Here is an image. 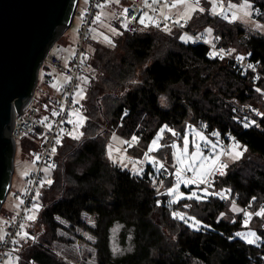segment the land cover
Wrapping results in <instances>:
<instances>
[{"label":"trees","instance_id":"trees-1","mask_svg":"<svg viewBox=\"0 0 264 264\" xmlns=\"http://www.w3.org/2000/svg\"><path fill=\"white\" fill-rule=\"evenodd\" d=\"M224 1H249L256 17L264 22V0ZM75 3L68 0L64 24L69 23ZM200 5L206 10H196L186 29L202 37L210 29L213 43L233 50L236 56L249 55L264 75V35L250 33L239 22L214 14L208 0H201ZM112 22L120 30L112 46L93 42L86 58L91 72L84 109L92 121L89 119L82 130L64 135L53 182L41 188L42 208L37 221L27 229L34 241L21 243L15 250L18 264H69L58 258L52 246L61 240L56 218L81 225L84 212L96 221L97 264H264L261 219L253 218L245 227L242 215L234 214L217 195L170 204L167 190L175 183L169 147L162 150L165 169L155 174L148 166L144 173L135 175L106 157L104 139L110 131L128 140L135 135L139 137L137 146L129 150L143 154L164 125L180 135L189 126H207L205 132L212 137L214 132L224 139L235 136L236 144L246 150L227 165L223 175L214 176L211 188L228 190L236 195L239 205L259 211L264 206V119L251 127V119L244 120L236 104L264 108V78L212 56L208 45L193 43L189 36V41H183L180 30L136 25L135 30L127 31ZM171 139V134L166 135L163 144L169 145ZM10 159L9 151L7 166ZM8 176L9 168L1 182L0 203L8 188ZM173 211L194 217L201 227L196 230L189 227L190 221L173 219ZM116 225L121 227V245H127L129 238L131 247L120 254H115L110 244V232ZM246 229L260 237L258 244H249L236 235Z\"/></svg>","mask_w":264,"mask_h":264},{"label":"rangeland","instance_id":"rangeland-1","mask_svg":"<svg viewBox=\"0 0 264 264\" xmlns=\"http://www.w3.org/2000/svg\"><path fill=\"white\" fill-rule=\"evenodd\" d=\"M165 0H156L155 3L159 4V14L164 17H170L174 21H184L185 26L184 30L186 32H183L184 34L182 36L188 37L189 34H193L190 31L186 29V24L189 19V14L192 16V14L196 11L199 10L200 8L205 9L202 5L197 7L195 4V0H186V3L182 4H177L176 7H166L165 5L172 4L174 3H162ZM210 2V0H208ZM142 2H145V0H142ZM214 2L218 5L216 8V12H219L220 5L223 6V11L224 14L222 15L224 18L230 20V21H237L239 22L245 30H247L250 33L256 34V35H264V22L260 19H258L255 15V11L253 9L252 4L249 1H241L238 3H234L232 1L225 2L224 0H214ZM89 0H78V5L76 9V13L73 17L72 22L70 25L66 28V30L63 32L61 37L57 40V42L54 44V46L50 49V54L57 56L63 64L67 63L69 59L73 56L75 49L77 47L78 41H79V30L81 27V21L85 14L88 11L89 8ZM211 7H212V3ZM231 5V7L229 6ZM127 6V3L124 2L123 0H120V3L117 4L115 3V0H107L106 5L103 8H100L98 12L95 13L92 24L90 26V34L91 38L90 40L85 44V56L88 57L89 54L92 52V47L91 44L93 42H101L105 45L112 46V40L115 36H117L120 32L119 28L115 27L113 25V20H115V12L117 11H123L125 7ZM195 8V11H192V9ZM206 10V9H205ZM213 12V10L211 9ZM147 13L148 16H151L148 12H143L140 17ZM214 13V12H213ZM247 13V14H246ZM99 15L100 20L96 21L95 17ZM235 15V18L233 16ZM139 17V18H140ZM139 20V19H138ZM116 21V20H115ZM117 22V21H116ZM118 23V22H117ZM138 23V21H137ZM119 24V23H118ZM137 25H141L138 23ZM121 26V25H120ZM143 26V25H141ZM116 29V32H113L112 29ZM179 30V29H177ZM210 29H206L205 33H203L205 39L207 42H212L214 39V36L212 34V31H208ZM187 36H186V35ZM195 35V34H194ZM107 36L109 40H111V43H108L104 37ZM197 36H201L200 34H197ZM187 39L183 41H187ZM189 41V40H188ZM89 72L90 69L87 68V71L84 74L83 78H89ZM83 78L80 79V82L78 85L84 89L85 94L87 90V84L83 83ZM67 80V77L58 69L52 68L50 66L44 65L40 72H39V77H38V82L35 88V94H34V99L36 105L40 109V117L41 119L45 120V117H48L49 115H53L52 113L55 111L56 112V107L53 102V99L56 96V89L58 85L65 83ZM55 85V86H54ZM77 91V88L75 92ZM78 99V97H77ZM85 102L86 98L83 100H80L79 104H74L79 110H85ZM240 105V104H236ZM243 105H251V104H243ZM256 106V105H252ZM260 110H264V108H261L259 106H256ZM86 119L83 120V123L81 124L79 119L76 116L72 117V120L74 121L73 124L76 128V131H80L83 129L84 126L87 125L89 118V115L85 114L82 115ZM193 130L199 131L201 134H203L208 141L211 143H216L217 147L215 149H212L211 143L204 145L202 147V152L205 156L212 157L213 159L218 156L219 159L224 153V148L221 146L219 140L215 138L214 136L212 137L210 134L205 132V126H203V129H199L197 127H192ZM207 130V129H206ZM111 133L107 136H105L104 139H106V146H105V153L106 157L112 161L114 164L117 166L121 167L122 169H126L130 171L132 174L135 175H141L142 173L145 172L146 169L150 167V169H153L155 174H158L159 172L156 171V165L149 162L145 158V152L143 151V154H141V151L138 152H133L130 151L128 146L124 143L125 139L119 136L115 131H110ZM189 132V128L180 136L178 137H173L171 135V140L169 142V146L175 141L178 146H182V136L185 133ZM157 133V132H156ZM155 133V135H156ZM170 133L165 132L164 133V138L166 135ZM64 133H59L56 138L59 136L61 139V144L60 145H52L56 146V152L55 154H52L50 151L49 153V166L50 165H55L58 164L57 160L58 157L60 156L61 148L63 145V137ZM154 135V137H155ZM153 137V138H154ZM55 138V140H56ZM152 138V139H153ZM193 138V135L189 133V139L191 140ZM151 139V140H152ZM197 143H201L199 141L198 137H195ZM151 140L148 142L147 146L150 144ZM132 142V139L130 140ZM135 146H137V142H133ZM163 144V140L160 142ZM238 145V147H234ZM232 146L229 150V152H232V155L226 154L224 157L225 165H228L237 159L234 158L236 152H244V148L236 144ZM16 151L14 154V161H13V173L11 177V186L10 190L6 196L5 202L3 204L2 210L0 211V237L4 239L6 236V231L4 230L3 226L5 224V214H16L20 212V207L21 203L20 201L23 200V196L27 191V179L30 176L31 172L37 168V159L35 157V154L39 153L42 151L41 146H40V141L34 136L31 135H26L24 141L20 140L17 141L16 144ZM51 147V149H52ZM164 147L160 148L159 151L149 153L150 156L156 157L161 163L163 162V159L166 158V155L162 153ZM170 148V147H169ZM190 151H194V149L190 145ZM171 156H170V162L171 166L173 167L171 170L172 173V178H173V183L174 181V174L173 171L178 167L177 161L173 158L172 152L173 149L170 148ZM111 155V158L109 156ZM219 159L216 161L215 164L212 163V160L206 161V163L214 170L215 166L217 165ZM115 161V162H114ZM49 166H44L42 169L43 172V177L42 179L47 176V179L52 180V174L55 170L56 167H49ZM149 166V167H148ZM45 169H48L47 174L45 173ZM151 172V171H150ZM27 173V175H25ZM139 173V174H137ZM185 177L191 178L193 176V173L185 172ZM191 174V175H190ZM211 175V174H210ZM210 175H207V179L209 178ZM212 182L214 176L216 174L212 175ZM45 183L44 185H46ZM173 186V185H172ZM182 187L187 188L188 191H184ZM205 186L203 184H200L197 186L196 184H189L185 186L184 183H181L179 186L178 191L180 193H184L185 195L189 194L192 191H196L197 193L200 192V189L204 188ZM42 187H40V184L38 185L36 192L41 190ZM209 192H214L215 190L208 189ZM35 192V193H36ZM218 192V191H216ZM41 193V192H40ZM208 197V196H207ZM174 199L173 196H171V201ZM185 199V198H184ZM235 201L236 207L240 208L241 211L239 212H234L232 211V203ZM233 201H226L224 203L229 204V209L234 213V214H240L242 215V221L244 223V216H243V211H245L244 207L239 205L236 200ZM33 203H39L40 208L39 211H33L30 214L35 216V220L29 221L25 218V214L23 216V222L22 224L24 225L23 232H28L27 229L30 228V225L34 224L37 221L38 215L40 213V210L42 208V199H41V194L39 196L38 201H34ZM31 204V206H32ZM30 206V208H31ZM243 207V208H242ZM189 208V207H188ZM252 211V210H251ZM253 212V211H252ZM253 218H259L261 221L264 222V217H257V216H252L248 225L250 226L251 220ZM56 220L59 222L61 227L57 231V236L61 239L59 241H54L53 243V248L58 256V258L65 260L69 264H97V250L95 248V243H96V237L93 234V229L96 227V221L91 217V215L87 212H84L82 214L81 220L82 224L81 225H72L68 221H66L63 218L57 217ZM192 223V221L189 222V224ZM120 225L114 226L110 232V244L113 252L115 254H120L125 252L126 250L130 249L129 245V238H126L127 245L123 246L121 245L120 241ZM249 231H253L251 229H246L243 230L242 234H246ZM255 232V231H254ZM257 235V234H256ZM258 236V235H257ZM240 237V236H239ZM241 238V237H240ZM252 238V237H249ZM255 240V238H252ZM245 240V239H243ZM246 241V240H245ZM260 240H255L254 243L252 244H258ZM18 256L13 252V254H10L9 257L6 259L5 264H18Z\"/></svg>","mask_w":264,"mask_h":264},{"label":"built area","instance_id":"built-area-1","mask_svg":"<svg viewBox=\"0 0 264 264\" xmlns=\"http://www.w3.org/2000/svg\"><path fill=\"white\" fill-rule=\"evenodd\" d=\"M123 1L127 3V6L125 8L129 9L128 16L136 17V20H133L131 23L128 24L127 31L135 30L140 15L143 12H148L151 15V17H153L156 21L159 22V27L153 25L151 22L146 21V23H148L147 28L152 27L159 30L165 29L164 26L166 24L168 29H179L183 32H186L184 30V26H185L184 21H180V23L178 24L175 23V21L171 18L165 20V17L159 14L158 11L159 4L153 3V0H145V2H142V0H123ZM173 1L174 0H165L163 2H160V4L171 3ZM89 2L90 3H89L88 11L81 21V27L79 30V41L73 56L69 59L67 63L63 64L57 56L51 55L49 51L44 56L38 69V77H39V72L44 65L58 69L67 77V82L58 85L56 89V96L54 99L56 112H60L61 107H63L64 112H60V115H56V116L49 115L45 120L41 119L40 109L36 105L34 99V94H35V89H34V93L32 94L28 102L25 104L24 109L22 110L21 118H13L11 136L15 143V151L17 147L16 146L17 141H20L26 135H31L39 139L42 151L35 154V157L39 156V159L37 160V168L31 172L30 176L27 179V191L23 196L24 203L20 207V212L13 215L5 214L4 217L5 224L3 228L6 231V236L4 237V239H0V264H5L6 259L9 257L10 254H13V252L15 253V250L19 244L21 243L29 244L32 241H34V237L30 234H28V237H25L23 239L21 238V236L17 235V233H20L22 231L20 226L22 225L23 222V216L25 214V210L30 208L33 202V197L35 196L36 189L43 177V172H42L43 167L49 166V161H48L49 153L51 151L52 145L55 142L56 136L59 133L67 134V133L76 132V128L73 123H66V122L61 123V121H67L69 119L68 112L77 109V107L71 101L73 99L77 85L80 82V79L84 77L87 68H89L88 63L86 62L85 59L86 52L84 46L91 38L90 26L92 24L93 17L100 8H103L106 5L107 0H89ZM122 13L123 11L115 12V17H116L115 20L120 25L122 23L127 22L125 20V17L122 15ZM181 24H183V27L180 26ZM121 28L125 30V28L123 27ZM189 37L191 38V42L193 43L201 42L208 45L212 50V52L217 53L216 56L218 58L229 60L234 68L244 73L251 72L257 76L264 78V75L259 71L258 63L252 61L249 55H243L242 56L243 60H238L237 59L238 56L232 54V52L231 55L227 54L230 51V49L228 48L219 47L217 44L213 42H207L206 39L202 36L189 34ZM56 42L57 41H55L54 44ZM54 44L52 45V47L54 46ZM250 64L252 65L251 68L248 67ZM238 108L241 111V113L245 116L244 120H246V118L251 119V124H250L251 127L258 125V123L262 119H264V110H260L256 106L239 105ZM79 111L81 115H85V110H79ZM236 117L238 120L243 119L237 115ZM48 125H51V129H49ZM61 129H63L64 131L61 132ZM206 129L207 126H205V131ZM214 133H218V135H213V136L215 138H219L221 146L224 148V153L219 159L217 165L215 166L213 174H211L208 178L211 184L213 177L212 175L214 174L221 175L220 172L224 173L225 168H221L220 165L221 164L225 165V161H224L225 154L230 150L232 146L236 144L235 136H229L228 139H224L221 138L219 132H214ZM125 141L131 142L128 139H125ZM134 145L135 144L133 143V146ZM175 171L176 169H174L173 171L174 181H175L174 183H176ZM185 175L186 174L184 173V176ZM204 186L206 187V185ZM209 189H211V187ZM214 192L215 193L226 192L227 194L226 199H221L220 196H218L223 203L226 201L236 200V195L233 196L232 193L228 190L218 191V192L214 191ZM244 209L248 212L255 213L246 207H244Z\"/></svg>","mask_w":264,"mask_h":264},{"label":"water","instance_id":"water-1","mask_svg":"<svg viewBox=\"0 0 264 264\" xmlns=\"http://www.w3.org/2000/svg\"><path fill=\"white\" fill-rule=\"evenodd\" d=\"M67 3L68 0H0V193L4 172L9 168L8 188L0 208L10 190L13 173L12 121L21 118L34 93L44 56L73 20L78 0L69 23L64 24L62 17ZM9 151L11 159L7 166Z\"/></svg>","mask_w":264,"mask_h":264},{"label":"snow or ice","instance_id":"snow-or-ice-1","mask_svg":"<svg viewBox=\"0 0 264 264\" xmlns=\"http://www.w3.org/2000/svg\"><path fill=\"white\" fill-rule=\"evenodd\" d=\"M156 0H153V3H155ZM115 3L119 4L120 0H115ZM182 3H186V0H174V3L168 5L166 4V7H176L177 4H182ZM200 3V0H195V4L198 7ZM210 3H212V10L214 12V14H218V15H223L224 11H223V6L220 5V11L216 12V8L218 7V5L214 2V0H210ZM231 7V5H229ZM196 9L193 8L192 11H195ZM201 12H203L205 9L200 8L199 9ZM129 13V9L125 8L123 10L122 15L125 17V20L127 21L126 23H122L121 27L125 28V30H127L128 28V24L131 23L133 20H136L135 16L129 17L128 16ZM247 14V13H246ZM189 18H191L190 14H189ZM233 18H235V15L233 16ZM170 19V17H165V20ZM96 21L100 20V16L97 15L95 17ZM146 21L151 22L153 25L159 27V22L156 21L153 17L148 16L147 13L143 14L139 20L138 23H140L141 25H143L144 27L148 26V23H146ZM175 23H180L179 20L175 21ZM181 27H183V24L180 25ZM165 30L170 31V29L167 28V25L165 24L164 26ZM113 32H116V29H112ZM210 32V30H208ZM104 39L108 42L111 43V40H109V38L107 36L104 37ZM182 40L187 39V37L182 36L181 37ZM231 51L230 50L227 54L231 55ZM212 56H216L217 53L213 52L211 54ZM87 57H85L86 59ZM222 58V57H221ZM238 60H243L242 56H238L237 57ZM249 68L252 67V65L250 64L248 66ZM67 82V80H66ZM83 83L87 84L88 83V79L85 77L83 78ZM55 86V85H54ZM257 91H261L259 88L257 89ZM78 97V99H77ZM86 98V94L83 88H81L79 85H77V91L74 93L73 99H72V103L73 104H79L80 100H83ZM163 99V98H162ZM60 112H64L63 107H61ZM60 112H53L52 114L54 116L56 115H60ZM127 114V112H125V115ZM76 116L80 123H83V120L86 119L85 117H83L80 114L79 109H74L73 111L68 112V117L69 119L67 121H61V123H73L74 121L72 120V117ZM45 119H47V117H45ZM245 127H248V124L245 123L244 125ZM49 129H51V125H48ZM64 130L61 129V132H63ZM168 132L170 133L173 137H177L180 136V133L176 132L174 129L169 128L167 125L161 126L159 128V130L157 131L155 137L151 140L150 144L147 147V151L145 152V158L156 165V171H161L163 169H165V165L164 163H161L156 157L150 156L149 153L152 152H156L159 151L160 148L162 147H170L171 149H173L172 152V156L173 158L177 161L178 167L176 168L175 171V176H176V183L168 188L167 192L168 195L173 196L174 199L172 201H170L171 203H177L179 200L187 198V199H195L198 201L204 200L207 196L209 195H217L220 196L221 199H226L227 198V194L225 193H215V192H209L208 189L212 186L211 182L207 179V175L213 174V169L206 163V161L208 160H212V163L215 164L216 161L219 159L218 156H216L214 159L212 157H208L205 156L202 152V147L204 145H207L209 143H211L210 141L207 140V138L201 134L199 131H195L191 128V126H189V132L185 133L182 136V146H178L177 143L174 141L170 146L169 145H165L160 143L163 139H164V133ZM189 133H191L193 135V138L190 140L189 139ZM69 135H72L71 133H69ZM213 135H218V133H213ZM195 137L199 138V141L201 143H197ZM72 138L74 139H78V136H73ZM139 137L137 136H133L132 137V142H138ZM129 142V141H124L125 144H127L128 147H132L133 143ZM61 144V139L58 136L55 140V145H60ZM190 145L191 147L194 149V151H190ZM211 147L212 149H215L217 147L216 143H211ZM234 147H238V145L234 146ZM246 150V149H245ZM52 154H55L56 152V146H53L51 149ZM228 155H232V152H228L226 153ZM243 155L242 152H236L234 158L235 159H239L241 156ZM109 158H111V155L109 156ZM36 159H39V156L36 157ZM115 162V161H114ZM49 167H55V165H50ZM221 168H226L227 165H220ZM45 173L47 174L48 169L44 170ZM185 172H189V173H193V176L191 178L185 177L184 173ZM139 174V173H137ZM221 175H223V172H220ZM25 175H27V173H25ZM53 181L51 179H47V176H45L44 179H42L39 183H40V187H43L45 183L47 184H51ZM156 180H153V184L155 185ZM161 184H163V181H160ZM181 183H184L185 186L189 185V184H196L197 186H199L200 184H204L206 185V187L200 189V192L197 193L196 191H192L189 194L185 195L184 193H180L178 191L179 186ZM40 196V192L37 191L35 193V196L33 197L34 201H38ZM21 204L24 203L23 200L20 201ZM159 205V202H157ZM185 207H189V205H185ZM40 208L39 203H33L31 208H28L25 210V218L29 221L35 220V216L31 215L30 213L33 211L38 212ZM232 211L234 212H239L241 211L240 209H238L236 207V203L235 201H233L232 203ZM255 215L258 217H264V206H261L259 211H256L255 213H251L248 211H243V216H244V226L247 227L251 217ZM224 216V213H221V217ZM172 217L173 219H180L183 220L185 223H188V221H192V223L189 224V227H193L196 230H199V228L201 227V223L200 221L196 220L194 217H185V215L179 213V212H172ZM21 229L23 230L24 225L22 224ZM204 227H210V226H204ZM17 235L21 236V238H25L28 237V233L21 231L20 233H17ZM237 236H240L242 239H245L247 243L252 244L255 242V240L260 239V237H258L256 235V233L254 231H249L246 234H242V233H236ZM255 238L252 239V238ZM0 239H2V237H0Z\"/></svg>","mask_w":264,"mask_h":264},{"label":"bare ground","instance_id":"bare-ground-1","mask_svg":"<svg viewBox=\"0 0 264 264\" xmlns=\"http://www.w3.org/2000/svg\"><path fill=\"white\" fill-rule=\"evenodd\" d=\"M252 202L254 203V201H252ZM252 202H251V204H253ZM247 207H248V206H247ZM242 208H243V207H242ZM238 209H240V208L238 207ZM240 210H241V209H240Z\"/></svg>","mask_w":264,"mask_h":264},{"label":"crops","instance_id":"crops-1","mask_svg":"<svg viewBox=\"0 0 264 264\" xmlns=\"http://www.w3.org/2000/svg\"><path fill=\"white\" fill-rule=\"evenodd\" d=\"M56 94V93H55Z\"/></svg>","mask_w":264,"mask_h":264}]
</instances>
